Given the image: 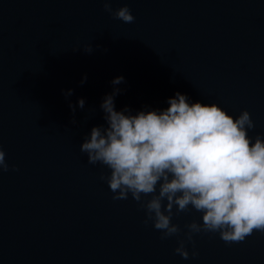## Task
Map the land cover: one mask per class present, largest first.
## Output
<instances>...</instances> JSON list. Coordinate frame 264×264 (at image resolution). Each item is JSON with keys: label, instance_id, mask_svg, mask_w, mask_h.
Segmentation results:
<instances>
[{"label": "water", "instance_id": "95a60500", "mask_svg": "<svg viewBox=\"0 0 264 264\" xmlns=\"http://www.w3.org/2000/svg\"><path fill=\"white\" fill-rule=\"evenodd\" d=\"M124 6L130 24L102 0H0V146L9 164L0 172V264H264V231L233 243L195 234L182 258L185 226L202 213L174 215L182 232L161 239L131 194L113 200L100 179L110 170L80 150L94 126H107L101 104L116 88L115 108L131 115L161 112L177 92L235 118L247 110L252 142L264 139V0L111 4Z\"/></svg>", "mask_w": 264, "mask_h": 264}, {"label": "clouds", "instance_id": "9594fccd", "mask_svg": "<svg viewBox=\"0 0 264 264\" xmlns=\"http://www.w3.org/2000/svg\"><path fill=\"white\" fill-rule=\"evenodd\" d=\"M102 2L116 19L134 22L127 6L113 11V0ZM92 50L91 44L86 46V52ZM123 80L116 77L112 83ZM119 92L114 89L101 104L107 126H94L80 146L89 164L110 170L100 179L108 183L113 200H127L131 194L146 212L145 224L159 230L161 239L182 232L174 215L192 209L202 213V223H188L175 249L184 259L195 234L219 232L223 241L233 243L264 231V139L257 136L253 143L248 135L255 128L249 111L235 118L217 103H190L177 92L165 110L131 115L115 108ZM84 105L81 98L78 106ZM70 107L75 113L77 106ZM8 169L0 146V172Z\"/></svg>", "mask_w": 264, "mask_h": 264}]
</instances>
